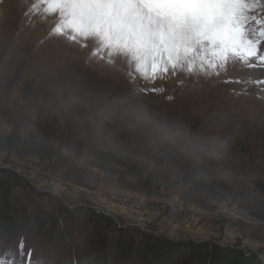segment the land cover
Masks as SVG:
<instances>
[{"label":"rangeland","instance_id":"rangeland-1","mask_svg":"<svg viewBox=\"0 0 264 264\" xmlns=\"http://www.w3.org/2000/svg\"><path fill=\"white\" fill-rule=\"evenodd\" d=\"M67 1L0 0V169L14 174L4 180L15 218L57 215V236L69 237L76 258L91 239L89 208L115 227L131 224L121 228L133 239L216 244L264 263V0H194V20L198 11L208 19L199 31L184 22L198 42L191 50L189 34L151 45L106 7L109 17ZM151 1L162 6L154 24L177 35L190 0ZM62 44L81 61L74 69L45 54ZM18 137L27 142L13 145ZM111 195L139 199L143 213ZM171 202L184 217L154 213ZM107 235L112 245L118 234ZM39 242H9L0 264H66Z\"/></svg>","mask_w":264,"mask_h":264},{"label":"trees","instance_id":"trees-1","mask_svg":"<svg viewBox=\"0 0 264 264\" xmlns=\"http://www.w3.org/2000/svg\"><path fill=\"white\" fill-rule=\"evenodd\" d=\"M16 139L11 142L15 146L17 143L23 145L27 142L25 138ZM14 141H16L15 144ZM101 155L102 153L99 152L98 158L102 160ZM109 163L111 166L115 164L112 161ZM116 164L124 167L126 172V168L134 171L129 163L116 159ZM146 171L145 169L143 172L140 171L135 178L139 181L146 180L144 175ZM5 173L14 176L13 173L0 169V263L7 260L9 249L6 247L9 242L18 239L32 241V238L39 237L40 245L46 250L52 247V254L66 264H73L74 261L76 264H264L259 262L257 257L246 254L242 250L216 244L174 242L151 235L133 239L128 237L121 227H115L110 219L89 208H84V212L87 224L91 228V239L84 253L76 258L69 237L57 236L60 231L57 215L49 214L45 218L39 211L28 215L26 211L21 210L22 214L19 215L18 220L15 218L8 198L10 186L9 182L4 180ZM57 210L60 216L71 215L70 210L66 208ZM111 231H115L118 235L113 244L109 245L111 243L107 241V233Z\"/></svg>","mask_w":264,"mask_h":264},{"label":"bare ground","instance_id":"bare-ground-1","mask_svg":"<svg viewBox=\"0 0 264 264\" xmlns=\"http://www.w3.org/2000/svg\"><path fill=\"white\" fill-rule=\"evenodd\" d=\"M107 1L108 2H105V1L101 2V0H73V1L68 0L67 5L70 6V8H75L76 6H78L79 8H81L84 11H90V12H93V11L102 12L103 11L105 14H107V12L105 10V7H106L108 9V11L112 14L109 16H111L113 20H116V22H118L122 27L124 26L126 29L131 30V33H133L135 35L139 34L141 38L142 37L149 38L151 45H153L154 42L155 43L158 42L159 45L165 47L166 45L172 43L173 38L176 41H178L181 38H187L186 36L189 34L190 38L186 44L187 46L190 47L189 50H191V48L195 47L196 43H198V42L195 38H193L191 36L192 32L188 30V28L186 27L184 22L191 23L189 25L193 28L194 31H196L198 29L204 30L206 23H207V19H208V16L204 11L203 12L198 11V13H199L198 19L196 21L194 20V18L192 17L193 14H192V12H190V3L194 4L195 1L190 0L189 3L186 5V11L188 12L187 15H189V16L180 18V19H182L180 26H178L180 28L175 29V31L177 32V35H175L173 31L169 32L168 30H166L169 27L170 28L174 27V25L162 27L160 25L154 24L155 18L159 17L160 13L162 14V12L160 11L162 6L160 8H158L155 2L151 3L149 1L147 2L146 0H135L139 4H142V6L140 5L142 12H145L149 18L154 17L152 20L153 21L152 24H150V23H148V20H146L142 16H139L137 11L134 10V5L132 4V2L130 0H107ZM199 1H201V0H199ZM158 4H159V2H158ZM42 8H43V6L41 4L39 5V3H38L36 6V9H37L36 14L38 16H42V11H41ZM55 13H56L55 9H49L48 16H45V20H48V21L54 23L53 19L58 17V15H56ZM167 13H170V12H166V14ZM109 16L107 14V17H109ZM45 20H42V21H45ZM166 20L167 19H164L163 21H166ZM183 24H184V27L182 26ZM37 30L42 31L43 28L40 27ZM77 39H74L75 42ZM138 39H139V37H138ZM64 52H65V46L62 44L59 46L58 52H51V53L47 52L45 54H47L46 55L47 57H50L49 59H53L55 56H59L60 60L55 59V61L58 63L57 65L65 66L67 64L69 69H74L78 65V62H81V61L80 60L70 61L67 58L69 56V52H71V49H68V47H67V53H64ZM184 58H185V56H184Z\"/></svg>","mask_w":264,"mask_h":264},{"label":"built area","instance_id":"built-area-1","mask_svg":"<svg viewBox=\"0 0 264 264\" xmlns=\"http://www.w3.org/2000/svg\"><path fill=\"white\" fill-rule=\"evenodd\" d=\"M110 201L112 202L113 205L120 206L126 211L136 215L143 213L144 210L140 200L133 197L111 195ZM155 208L156 209L154 210V213L163 218H169V219H173L176 217L181 218L184 217L186 214L185 208L178 205L177 202H171L168 204H159ZM127 225H131V224H123L120 227H127Z\"/></svg>","mask_w":264,"mask_h":264},{"label":"clouds","instance_id":"clouds-1","mask_svg":"<svg viewBox=\"0 0 264 264\" xmlns=\"http://www.w3.org/2000/svg\"><path fill=\"white\" fill-rule=\"evenodd\" d=\"M214 139V138H213Z\"/></svg>","mask_w":264,"mask_h":264}]
</instances>
